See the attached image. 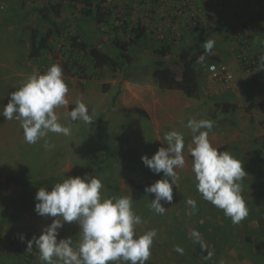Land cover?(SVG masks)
Returning <instances> with one entry per match:
<instances>
[{
    "label": "rangeland",
    "instance_id": "374dc122",
    "mask_svg": "<svg viewBox=\"0 0 264 264\" xmlns=\"http://www.w3.org/2000/svg\"><path fill=\"white\" fill-rule=\"evenodd\" d=\"M58 1L64 32L53 38L51 51L33 59L31 30L48 28L38 9L57 0H0V111L27 76L59 64L69 91L68 103L55 112L59 123L71 129L69 136L48 132L29 144L20 121L0 116V264H43L35 245L26 251L27 240L53 219L35 212L36 192L86 174L101 180L105 198L131 196L142 220L137 236L157 230L147 264H264V124L258 123L264 120V0H105L110 16L103 24L83 18L79 9L70 8V0ZM75 36L80 45L86 42L120 58L122 66L97 67L75 46ZM136 36L145 40L135 45ZM207 39L215 41L211 54L203 47ZM117 40L128 43L130 66L119 56ZM162 47L167 48L164 56L157 52ZM182 52L205 57L196 62L199 90L192 97L161 89L152 76L159 61L180 76ZM220 61L232 74L229 80L210 73V65ZM257 73L263 77L256 87L251 77ZM77 100L86 104L91 124L67 115ZM189 119L213 121L211 144L242 163L241 196L248 215L238 224L197 190ZM170 131L184 136L185 166L176 169L180 178L173 201H161L166 211L160 215L149 206L154 194L144 189L163 173H153L141 157L167 147L163 137ZM45 141L52 147L45 148ZM134 185L143 188L138 199L131 192ZM189 198L196 210L187 205ZM192 230L211 255L190 237ZM79 231L76 222L64 223L58 239L71 237L75 244ZM176 246L183 254L174 251Z\"/></svg>",
    "mask_w": 264,
    "mask_h": 264
},
{
    "label": "clouds",
    "instance_id": "9594fccd",
    "mask_svg": "<svg viewBox=\"0 0 264 264\" xmlns=\"http://www.w3.org/2000/svg\"><path fill=\"white\" fill-rule=\"evenodd\" d=\"M203 47L211 54L215 41L207 39ZM198 60L203 62L205 57L201 55ZM261 63L264 66V57ZM68 91L61 66L53 63L43 74L33 72L27 76L18 89L10 93L0 116L20 121L24 139L29 144H35L48 132L69 136L71 129L59 123L55 112L57 107L68 103ZM67 115L72 121L86 124L93 121L86 104L79 100ZM186 127L192 133L189 153L193 158L192 171L198 192L204 200L223 210L234 224L240 223L248 215L241 196L240 181L246 174L242 163L211 144L209 132L214 127L213 121L189 119ZM163 143L167 147H160L151 158L141 157L153 173H163L162 179L144 189L145 193L154 194L149 206L160 215L166 211L161 201L169 204L173 201V186L180 178L176 169L185 166L183 134L170 131L164 135ZM44 147L52 145L45 141ZM103 188L100 179L87 174L83 178H65L55 183L50 191L40 187L35 195L34 210L41 217L53 219L42 228L39 236L27 240L26 251L31 252L35 245L43 264H147L157 230L137 236L136 226L142 220L133 210L131 196L105 198L101 195ZM186 203L196 210L194 199L189 198ZM72 222L80 229V238L75 244L71 237L58 239V230L64 223ZM189 235L202 248L206 247L198 231L192 230ZM19 239L25 241L23 235ZM174 251L183 254L184 249L176 246Z\"/></svg>",
    "mask_w": 264,
    "mask_h": 264
},
{
    "label": "trees",
    "instance_id": "16d2710c",
    "mask_svg": "<svg viewBox=\"0 0 264 264\" xmlns=\"http://www.w3.org/2000/svg\"><path fill=\"white\" fill-rule=\"evenodd\" d=\"M105 0H70L69 6L73 10H80L83 18L92 19L98 24L106 23L110 16V11L105 5ZM80 5V7H79ZM42 20L47 23L48 28L45 31H41L38 28H33L30 33V57L37 59L44 52L52 50L53 38L60 37L64 32V23L61 20L62 15V4L57 2L50 3L47 6H43L38 9ZM78 36L73 37L75 46L82 51L87 52L97 67H109L112 70H117L123 64L120 58L113 57L109 53L101 51L97 47L88 44L86 42H77ZM145 40V37L136 36L132 40L133 44H140ZM117 49H119V56H124L127 64L130 66L133 62L128 43L125 41L117 40L114 41ZM80 45V47H79ZM75 51V50H74ZM162 56L167 54V48L162 47L157 50ZM182 64L181 75L177 73L171 67L164 66L163 61L157 63V67L152 71L154 81L158 84L161 89H177L183 91L187 96H195L199 90L198 75L196 69V62L198 61L197 55H190L188 52H182L178 55ZM263 73L254 74L251 79L255 86H258L259 79L262 78ZM256 154L258 151L255 152ZM132 195L138 199L143 194V188L138 185H134L131 188ZM204 253L208 254L209 250L202 248Z\"/></svg>",
    "mask_w": 264,
    "mask_h": 264
},
{
    "label": "built area",
    "instance_id": "2783aa9c",
    "mask_svg": "<svg viewBox=\"0 0 264 264\" xmlns=\"http://www.w3.org/2000/svg\"><path fill=\"white\" fill-rule=\"evenodd\" d=\"M209 69L212 77L217 80H229L232 77V74L229 72L227 65L223 62L213 63L210 65Z\"/></svg>",
    "mask_w": 264,
    "mask_h": 264
},
{
    "label": "crops",
    "instance_id": "0c3cea01",
    "mask_svg": "<svg viewBox=\"0 0 264 264\" xmlns=\"http://www.w3.org/2000/svg\"><path fill=\"white\" fill-rule=\"evenodd\" d=\"M220 62H221V61H220ZM220 62H218V63H220ZM216 63H217V62H216ZM258 83H259L258 85L260 86V82H258ZM253 84H254V83H253ZM256 87H257V86H256ZM260 105L263 106V103H260ZM235 107H236V106L233 105V106L231 107V109H232V108H235ZM225 108H226V107H225ZM258 123H259V124H264V120H263V121H259Z\"/></svg>",
    "mask_w": 264,
    "mask_h": 264
}]
</instances>
